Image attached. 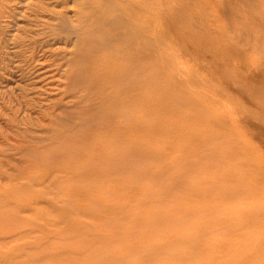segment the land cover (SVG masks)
<instances>
[{"label":"bare ground","instance_id":"1","mask_svg":"<svg viewBox=\"0 0 264 264\" xmlns=\"http://www.w3.org/2000/svg\"><path fill=\"white\" fill-rule=\"evenodd\" d=\"M203 1L207 3L197 4L196 0H0V116L7 122V130L0 128V167L13 160L17 174L24 173L33 163H40L43 167L40 177L48 183L54 182L55 192L71 187L83 197L94 191H111L115 197L127 199L123 204L111 201L108 208H102L104 204L97 209L87 208V212L95 214L100 209L99 220L114 219L98 227L78 221L71 223L70 210L55 207L56 213L61 212L68 223L61 221L62 230L73 235L90 233L95 247H99V242L104 244L103 237L107 238L108 247L103 246L98 254L94 253L95 248L86 250L66 244L61 249H40L36 254H26L34 245L23 244L12 250H1L0 264H37L45 256L58 259L54 264H183L208 252L211 244H203L198 240L200 237L236 230V217H229L225 208L230 207L227 197L235 195L240 188L234 189L220 181L198 186L201 171L194 168L213 163V172H210L215 175L225 164H232L236 173L242 170L249 174L246 169L249 167L244 168L233 159L235 150L229 141L223 140L230 134L224 128L214 130L219 120L207 117L205 110L198 106L200 102L211 108L219 104L213 97L191 90L190 86L200 85L171 58L174 45L157 18L170 20L178 30V38L188 40L189 44L178 46L184 53H189L191 45L192 52L222 54L235 64L246 61L264 66V0H218L217 9L211 6L210 0ZM232 2L240 6L235 8ZM256 7L260 10L256 11ZM219 15L225 22L221 30L212 22ZM242 15L255 24L254 29L243 22ZM233 30L237 31L234 37L240 39V47L218 48L212 44L213 39L224 38ZM223 38L219 40L221 43ZM246 44L255 48L247 50L243 48ZM239 75L240 72L231 74L228 85L235 86ZM48 78L53 83H44ZM39 82L44 86L39 88ZM248 98L258 102L257 98ZM229 111L221 115L236 114ZM245 111L264 118V106ZM230 120L227 123L222 119L220 124L233 125L234 131L237 130V120ZM179 121L183 122L174 124ZM165 138L169 140L162 142ZM169 153L173 154L168 157ZM51 157L55 162L49 161ZM173 167H181L187 174L174 178ZM56 171L62 176L58 177ZM234 172L222 171L221 179L231 177ZM5 175L1 167L0 178ZM10 178L7 177L8 181ZM189 178L197 182H190ZM147 180L152 181L148 184ZM87 181L91 182L90 187ZM102 183H107V188L99 189ZM175 189L196 195L192 200L197 201H204V196H200L205 193H215L208 206L179 211L180 193V199L164 201ZM239 192L238 197L255 195L254 188ZM158 199L161 202L157 203ZM2 200L5 204L11 202L7 197ZM219 202L226 203L227 207L226 204L225 208L219 207ZM51 203V200L36 198L35 206H26V211L41 212L36 205L54 208L56 204ZM210 203H215L216 209ZM259 205L244 208L248 213H241L240 218L253 221L251 213L263 208ZM14 209L20 211L21 207L15 205ZM212 210L220 214L210 219L202 216L197 223L192 222V238L180 234L178 229H170L174 234L168 232L167 236V231L156 232L166 224L179 226L190 216ZM12 218L5 220L6 230L15 227V231H0L3 239L25 234L19 220ZM40 225L33 224L26 234L33 233ZM90 228L94 231L90 232ZM261 238L260 235L252 241L256 248L254 255L234 257L231 264H263ZM226 239L220 241L222 245L211 248L209 260L203 263H211L212 254L219 246L226 248L230 241ZM41 240L48 241L45 237ZM111 241L128 247L115 251L118 247H109ZM248 245H239V250L244 252ZM184 246L189 249L179 250ZM24 254L25 258L15 260ZM78 256L90 259L95 256V259L82 263L76 260Z\"/></svg>","mask_w":264,"mask_h":264},{"label":"rangeland","instance_id":"2","mask_svg":"<svg viewBox=\"0 0 264 264\" xmlns=\"http://www.w3.org/2000/svg\"><path fill=\"white\" fill-rule=\"evenodd\" d=\"M196 2L197 4L207 3V2H204L203 0H196ZM210 2H211L210 3L211 6L215 7L214 9H217L218 0H210ZM238 4L239 3L237 2H232L231 6H234L236 8L240 6V5L237 6ZM255 9L256 11L260 10L259 7H256ZM242 16L243 17L241 19L243 20V22L244 23L247 22L245 24L253 27L254 29L255 27L253 25L255 24L251 23L248 18L247 19L244 18V15ZM157 21L161 24L160 28L168 32L167 38L169 42L172 45H174V48L170 50L171 58L174 61L179 62V67H181L180 68L181 70L189 71L192 74L193 79L196 80V82L200 85V87L190 86L191 90H193V92L205 93L206 95L213 97V99H215L217 103L219 104L217 108H211L209 105H207L204 102H200L198 106L201 109L205 110L207 117L209 118L212 117V119L219 120V121L217 120L218 125L213 127V129L217 131L218 130L222 131L224 128L225 131H227V134L228 133L230 134V136L223 138V140L229 141L228 144L231 147H233V149L235 150L233 159L236 160L238 163L242 164L244 168L249 167L246 169L250 171L249 174H244L242 170L236 173L234 172L232 164H225L222 170L220 168L218 171H216L215 175H212L211 172H213L212 168L214 167L213 163H211L210 166H202V168L195 167L194 168L195 171H201L200 177L202 179L201 181H198L197 185L203 187L204 185L213 184V183H216L217 181H220V182L226 183L229 187H233L234 189L240 188L239 191L243 190L246 192L249 189H252V190L253 188L255 189V195L253 196L249 195V196L238 197L241 195V192L237 191L235 195H233L232 197H229V198L227 197L226 200H230L228 202L230 207L228 208H225L226 203L225 204L222 202L218 203L219 207L223 206V208H225V211L227 212L229 217H236L235 219L236 221L235 229L236 230H234L233 232H228V233H225L224 231V232L219 233L218 235H208V236L200 237L198 240L202 242L203 244L204 243L211 244L209 245L211 247H208L207 249L208 252L205 251L204 254L202 253L201 255L194 257V259H190L189 262L183 263V264H199V263L205 264L203 262H205L206 260H209L208 255L210 254L209 252H211V248L213 247L215 248L216 246L220 245L221 244L220 241L223 239L225 240L226 238L230 239V241L228 242L229 244L226 243V248L219 246V249L216 250V253L212 254V259L210 260L211 262L210 264H231L230 261L234 257H241L243 255L244 256L254 255L256 248L254 247V244L252 241L256 240V238L260 235L262 236L260 240V244H263L264 246V170H263L264 169V118H262V116L255 117L256 115L255 116L248 115L245 111V109H248V108L258 109L259 107L264 106V66L258 65L256 63L247 64L245 63L246 61H243L244 64L242 63L235 64L231 61H228L227 57H225L222 54L220 55L217 54V55L212 56V55H205L200 52L198 53L195 51L192 52L193 50L191 48V45L189 46V49H188L190 50L189 53L188 52L184 53L182 50L178 49V46L180 44L187 45L189 43H188V40H181L180 38H178V30L175 29L174 23H171L170 20L163 21L160 18H157ZM212 22L214 23L213 26L215 25L216 26L215 28H218L220 30L223 27H225L224 17L222 15L217 16L216 19ZM236 33L237 31L233 30L230 33L226 34L227 36L225 35L224 38L222 37L223 38L222 43L221 41H219L220 39H222L220 37L213 39L211 42L218 48L224 45L225 47L228 45H238L240 47L241 46L240 39L234 37ZM255 34L257 35L256 32ZM243 43H245V41ZM243 48L247 50H252L255 47L253 48V46L250 47V45L246 44L243 46ZM218 71L219 73L220 72L221 73L219 74ZM232 72H235V73H232ZM238 72H240L241 75H239V77L238 76L236 77L237 78L236 85L235 86L228 85L230 84L229 81H230L231 74L236 75L238 74ZM244 77H246V79ZM48 79L49 80H44V83H48V81L53 83V80L51 78H48ZM41 85L44 86L42 82L41 83L39 82V84H37L39 88ZM219 85H222V86H219ZM47 86L54 87V84L53 85L47 84ZM249 96L257 98L258 102L257 103L251 102V100L248 98ZM229 110L234 111L236 114L235 115H221L222 113H229L230 112ZM233 118L237 120L239 124L237 130L235 131H234L233 125H231L230 127L228 125L226 126V125L220 124L221 123L220 120L222 119H226L228 123L231 121L230 119H233ZM182 122L179 121V122H175L174 124L177 125ZM0 128H2V130H7V122H5V120L1 116H0ZM168 140L169 139L165 138L163 139L162 142H165ZM180 143L182 144V142ZM172 154L173 153H169L168 157L171 156ZM55 160L56 159H53V157H51L49 161L53 163L55 162ZM14 163L15 162L12 160V162L3 164L1 166L2 170H4L7 175L8 174L9 175L8 176L5 175L6 177L0 178V211H1L0 213L3 212L2 215L3 216L5 215L4 218L3 216L0 218V231L8 229V224L5 223V220L7 218L10 219L13 217L12 219L19 220L17 222L20 225L21 231L25 232V234L18 236L17 238L6 237L5 239H3V237L1 236L2 238L0 237V248H1L0 251L7 250V249L12 250V249L17 248V246L23 245V244H26V245L33 244L34 248L30 249L29 252H27L26 254H36L40 249H46L48 251H52V250L61 249V246H64L66 244L69 247L75 246V248L78 247L79 249H86V250H88L89 247H90L89 249L95 248L93 251L96 254L97 252L98 253L100 252L99 250L103 249V246L108 247L107 242H106L107 238L103 237L102 243L104 244H101V242H99L98 243L99 247H95V241L90 236V233H86V234L76 233L73 235L71 233H68L65 230H62V226H64V224L68 225V223L66 222V218L61 215V212H60V215L59 213H56L55 207L61 206L60 209H62L63 207L64 209L70 210L69 219L71 223L78 221V222L85 223L86 225L97 224L96 226L98 227V225L105 226L107 225L104 223L105 221L107 223L108 222L111 223L110 221L114 219L112 220L107 219L105 221L99 220L98 213L100 212V209L97 211L98 213L96 214L93 211L89 213L87 212L86 209L87 208L90 209L93 206H95L97 209V206H100V205L102 206L103 204H104V207L102 208H108L112 204L111 201L115 203L118 202L119 204H123L124 202H127V199L125 197H115V194L112 193L111 191L110 192L94 191V194L85 195L83 197L82 194H75V190L72 189L71 187L62 188V186L60 187L62 188L61 189L62 192H59V191L55 192V187L57 185L54 184V182L48 183V180L44 181L43 178L40 177L39 174L43 168L42 165H40V163H33L24 171V173L20 172L17 174L15 170H13ZM182 170L184 169L181 167H177V168L173 167V170H172L173 173L176 172L175 175L173 174L174 178L178 177V175L187 174L183 172ZM222 171H227L230 173L234 172V175L231 174V177L226 178V179H221L222 174L220 175V173H222ZM55 174L58 177L62 176L61 174L57 173V171ZM7 177H11L10 178L11 181H8ZM189 177H192V176H189ZM187 180L188 181L191 180L190 182L192 181H195V183L197 182L195 178L194 179L189 178ZM147 181L146 183L150 184L152 180H147ZM29 184L32 187H30ZM36 184H37V187H36ZM86 184L88 185V187L91 186V182L87 181ZM106 186H107V183H102L99 185V189L101 188L105 189L107 188ZM174 191L175 193L174 194L170 193V195L166 196V199H164V201L168 202V200H170L171 202V201H174L176 198L180 199L178 197L180 193L181 202L179 204V211L181 209L187 210L188 208L194 209L195 207L198 208V207L208 206L209 201H212V197L215 193V191L205 193L200 196V198L204 196V198H202V200L204 201H197V200H192L196 196L192 193H182L178 189H175ZM103 193L106 195L104 196ZM102 196L104 199L102 198ZM108 196H109V199H107ZM139 196L140 195H137L136 197H139ZM3 197H7L8 200L11 202L6 203V204L5 202L3 203L2 202ZM36 198H40L41 201L51 200V202L56 205L54 206V208L51 206L36 205L39 208V210H41V212L28 211V210L26 211L27 209L26 206H29V205L35 206L33 202L36 200ZM115 198L117 199L115 200ZM232 200L233 202H231ZM156 201L157 203L161 202L160 199ZM107 202H108V205L106 204ZM210 204H212L214 206V209H216L215 203H210ZM15 205H19L21 207L20 211H17L16 209H14ZM251 205L252 206L254 205L262 206L263 211H261L262 210L261 209V210H255L254 214L251 213V216L254 219L253 221H251L250 218L248 219L240 218L241 213H245L244 215L248 213V211L245 212L244 208L250 207ZM226 207H227V204H226ZM179 211L175 213L178 214ZM218 214H220V212H218L217 210L216 211L212 210V211H208L207 213L203 215L198 214L195 216H190V218L182 225L177 226V225L166 224L158 228L156 232L167 231L166 234L164 232V234L167 236V235H170V233L168 234V232L173 233L174 229H178L180 234H186L188 235V237L192 238V229L190 228L192 226V222L195 221V223H197L198 221L201 220L202 216L210 219L212 216H215ZM61 221H63L64 224L61 223ZM33 224L34 225L37 224V226L38 224H42V225H40L39 227H36L33 233L26 234V231H28L30 227L32 228ZM216 226L217 225H213V227H216ZM13 229H15V227ZM13 229L6 230V231H10L11 233L15 231V230L13 231ZM170 229H172L173 231ZM93 231L94 229L90 228V232H93ZM209 233L210 231H208L206 234H209ZM44 237L47 238L48 241L45 242L41 240ZM156 237L157 235H154V239H156ZM111 242H110L109 247H112V249L116 248V246L118 247L115 251L117 250L119 251V249L128 247V244L122 245L121 242H115V241L112 243ZM157 243H160L159 240L157 241ZM243 244L245 245L249 244L248 245L249 248L244 250V252L239 250V245L243 246ZM188 249L189 248L187 246H184V247H180L179 250L184 251ZM198 250L199 249H195L196 252H199ZM26 254H24V256L18 259L15 258V260H18V261L22 260L23 258L26 257ZM47 257L49 256H45V259H43L41 262H38L37 264H54L58 261V259L54 257H51V256L49 258ZM261 258H264V257H261ZM78 259L81 260L82 263H89L90 261H93L95 259V256L94 258L92 256L91 259L89 258V256H86V257L78 256L76 260L78 261ZM152 264H157V262L152 263Z\"/></svg>","mask_w":264,"mask_h":264}]
</instances>
